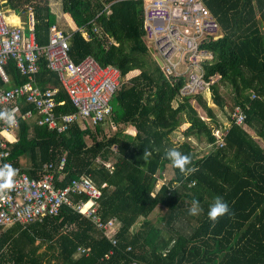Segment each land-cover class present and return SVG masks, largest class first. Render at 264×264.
<instances>
[{"label":"trees","instance_id":"trees-1","mask_svg":"<svg viewBox=\"0 0 264 264\" xmlns=\"http://www.w3.org/2000/svg\"><path fill=\"white\" fill-rule=\"evenodd\" d=\"M2 1L3 10L26 14L31 9L41 46L48 43L52 25L63 30L49 0ZM203 2L221 32L201 47L213 55L203 67L207 81L216 78L209 87L214 104L223 110L225 101L231 103L225 126L216 124L203 92L180 97L184 79L163 76L144 41L142 0H60L62 13L77 28L63 30L71 34L72 61L91 56L101 66L116 67L123 81L111 101V117L90 131L93 144L81 142L86 133L79 126L69 125L58 134L19 119L9 143V162L32 178H40L43 166H50L59 188L88 178L100 191L98 216L103 221L114 218L117 225L107 235L63 206L57 216L42 222L0 228V264H264V0ZM133 71L138 74L128 78ZM6 72L10 83L0 82V88L26 82L12 61ZM36 79L44 89H58L55 99L63 105L56 107L57 113L75 112L43 60ZM193 99L222 130L221 143L208 142L206 133L197 129ZM20 105L22 112L32 109ZM235 108L244 115L240 124L231 119ZM184 123L190 125L181 133L182 141L173 142ZM106 125L114 129L111 135L102 134ZM172 147L190 155L189 167L198 171L182 174L173 168L163 158ZM144 150L152 153L147 159ZM217 196L229 205L230 214L213 224L207 213ZM193 199L202 209L196 216L188 212ZM72 200L77 204L86 198L75 195ZM79 247L87 253H78Z\"/></svg>","mask_w":264,"mask_h":264},{"label":"built area","instance_id":"built-area-1","mask_svg":"<svg viewBox=\"0 0 264 264\" xmlns=\"http://www.w3.org/2000/svg\"><path fill=\"white\" fill-rule=\"evenodd\" d=\"M142 30L144 41L152 50L154 60L160 61L158 66L165 79L182 77L184 83L179 89L180 97H190L202 93L213 83L204 78L205 63L213 59L211 52L201 45L210 38L217 37L220 27L203 0H142ZM8 11L0 9V82L10 83L6 65L12 61L26 82L20 85L0 88V111L16 109L14 126L0 121V166L10 164L9 143L15 139V131L19 127V119L30 121L49 131L63 134L69 125L81 128L85 122L91 127L106 122L112 115L111 101L122 84L119 70L114 66H101L96 60L87 56L79 63L69 57V38L56 25L49 29L48 43L39 45L34 34L33 13L27 15V29L9 21ZM77 31V28L74 30ZM73 31V32H74ZM85 39L89 34L79 30ZM94 31H97L96 28ZM46 69L56 74L74 113L56 112L58 89L42 88L36 75L41 61ZM21 102L32 107L21 111ZM235 124L244 120L239 108L231 113ZM218 141V143H221ZM64 159L58 167L61 170ZM50 166H43L40 178L29 177L18 170L14 178L15 186L7 191V199L0 201V228L14 225L23 227L42 222L46 217H55L63 206H67L85 218L105 234L113 233L116 228L114 218L103 221L97 214V200L100 191L91 181L81 176L63 188L56 187L55 177ZM16 169V168H15ZM85 197V201L73 203L72 196ZM110 242L116 246L112 237ZM77 252L87 253V249L79 247ZM113 253L108 252L106 257ZM137 264V263H133Z\"/></svg>","mask_w":264,"mask_h":264},{"label":"rangeland","instance_id":"rangeland-1","mask_svg":"<svg viewBox=\"0 0 264 264\" xmlns=\"http://www.w3.org/2000/svg\"><path fill=\"white\" fill-rule=\"evenodd\" d=\"M50 3V7L52 9V11L55 13L56 16V20H58V24L60 25V27L67 31L69 33L70 29H72V31H74L76 28L75 26L72 24V21L70 19V17L67 14L62 13L61 11V6H60V0H49ZM5 0H3L1 3H4ZM8 9L5 8V11H7ZM31 9L27 8V13L24 14V11L22 10L21 13L19 12H14L12 10H9L8 13L9 14V21H11V18L14 20L17 19V23H19V25H21L24 29H27V19L28 17H26L28 14H30ZM16 24V23H13ZM138 72L135 73H131L128 74V78L133 77L134 75H137ZM214 83L216 81V78H213L212 80ZM9 87H5L4 89H8ZM223 89L220 88V92H222ZM203 99L206 101V104L208 107H210L213 112L216 115V124H220L221 126H225L228 123V116L230 114V107H231V103L229 100L225 101L226 105L224 106L223 110H220L213 102L212 96H211V91L209 88L205 89L203 91V93L201 94ZM177 102V101H175ZM175 102L173 104H175ZM193 106H195V108L198 111V116L195 118L198 121V127L197 129L202 130L206 133V140L210 143H214V142H218L221 141L222 139V130L215 126V123L212 122V119L207 117L206 115V111L198 105L197 101L195 99L191 100L190 102ZM189 123H184L179 127V131L176 132L172 137L171 140L175 143H178L180 141H182L183 139V135L181 134L182 132H184L188 127H189ZM82 131H84L86 133V137L83 136V140L81 139V142H85L87 145H91L93 144V140L92 137L90 136V131L93 132L94 127H91V125L89 124V122H85L84 126H81ZM114 132V129L110 128L109 125H106L104 127L103 133L105 135H111ZM83 133V132H82ZM81 136L82 137V134ZM128 134L129 131L127 132ZM16 131H15V135H16ZM102 134H98V138L102 137ZM132 135V134H131ZM80 142V141H79ZM76 144V143H75ZM24 164V163H23ZM162 183V181H159L157 183V187L160 186V184Z\"/></svg>","mask_w":264,"mask_h":264},{"label":"clouds","instance_id":"clouds-1","mask_svg":"<svg viewBox=\"0 0 264 264\" xmlns=\"http://www.w3.org/2000/svg\"><path fill=\"white\" fill-rule=\"evenodd\" d=\"M16 109L0 111V121H4L9 126H14L16 124L15 112ZM151 152L144 150L143 158L147 159L151 156ZM164 159L170 162L171 166L178 169L182 174L184 173H194L198 169L194 167H189L191 164V156L184 154L177 148H168L164 152ZM18 174V169L13 168L10 164H3L0 166V201H5L7 197V191L11 190L15 186L14 178ZM202 211L200 203L197 199L191 201V206L188 212L192 216L199 215ZM230 214L229 205L223 200L222 197H215L212 204L209 206L208 218L215 224L218 218Z\"/></svg>","mask_w":264,"mask_h":264},{"label":"crops","instance_id":"crops-1","mask_svg":"<svg viewBox=\"0 0 264 264\" xmlns=\"http://www.w3.org/2000/svg\"><path fill=\"white\" fill-rule=\"evenodd\" d=\"M13 22H15L16 24H18L17 23V21L16 20H12ZM136 71H133V72H131V73H135ZM131 73H129V74H131ZM32 123V122H31ZM18 130V129H17ZM16 133H17V131H16ZM129 133H131L132 135H134V130L133 129H129Z\"/></svg>","mask_w":264,"mask_h":264},{"label":"water","instance_id":"water-1","mask_svg":"<svg viewBox=\"0 0 264 264\" xmlns=\"http://www.w3.org/2000/svg\"><path fill=\"white\" fill-rule=\"evenodd\" d=\"M221 37V35H218L217 37H215L214 39H218V38H220ZM209 40H206V42H208ZM150 51V53L152 54V50H149ZM156 59V61H157V63L159 64V65H161L160 64V61H159V59L158 58H155Z\"/></svg>","mask_w":264,"mask_h":264}]
</instances>
